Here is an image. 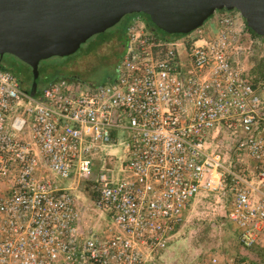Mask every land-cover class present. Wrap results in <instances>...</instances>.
<instances>
[{
  "label": "built area",
  "instance_id": "2783aa9c",
  "mask_svg": "<svg viewBox=\"0 0 264 264\" xmlns=\"http://www.w3.org/2000/svg\"><path fill=\"white\" fill-rule=\"evenodd\" d=\"M209 19L188 34H161L135 15L114 74L98 84L58 77L32 96L0 65V264H150L191 200L221 191L231 194L227 217L243 254L208 264H255L248 255L264 233V77L255 73L264 36L235 9ZM221 131L233 136L234 160L214 147ZM118 143L127 175H95L93 157ZM52 173L79 180L75 188L108 213L107 236L85 229L73 188Z\"/></svg>",
  "mask_w": 264,
  "mask_h": 264
},
{
  "label": "water",
  "instance_id": "95a60500",
  "mask_svg": "<svg viewBox=\"0 0 264 264\" xmlns=\"http://www.w3.org/2000/svg\"><path fill=\"white\" fill-rule=\"evenodd\" d=\"M224 9L238 10L264 36V0H0V65L6 54L29 65L35 96L42 60L74 55L127 15L144 13L168 34H188Z\"/></svg>",
  "mask_w": 264,
  "mask_h": 264
},
{
  "label": "rangeland",
  "instance_id": "374dc122",
  "mask_svg": "<svg viewBox=\"0 0 264 264\" xmlns=\"http://www.w3.org/2000/svg\"><path fill=\"white\" fill-rule=\"evenodd\" d=\"M209 20H206L204 26L210 24ZM117 29H119V25L103 32V34L93 36L82 44L77 55L74 54L75 56L71 58L56 57L41 62L40 69L44 64L51 63L48 65L46 73L57 66L62 68V72L81 76L82 78L79 80L81 83L86 80L96 83L105 81L107 77L114 74L116 63L122 56L123 47L121 48L120 43L110 44L98 47L92 52L90 46L96 38L107 36ZM257 63L259 64V61ZM3 64L9 69L17 71L28 68L27 64L10 55H5ZM61 77L67 78V76ZM43 79L44 73L42 72L40 83L43 82ZM232 141L233 136L224 131H221V135L214 141V147L216 148V145L219 144L221 151L230 161L234 160L236 156L232 150ZM128 158L129 154L125 144H113L105 147L103 151L93 157L92 170L97 176L102 171L114 181H119L127 175L124 169ZM51 175L59 186L73 188L72 193L77 199L78 206L84 209L82 220L88 224L85 229L92 228L95 234L103 236L110 231L111 227L114 228L111 217L106 211H102L96 206L93 196L75 188L79 180L62 178L54 173ZM230 204L231 194L227 191H221L218 195H208L202 192L193 198L184 211L182 220L174 234L168 240L167 247L150 264H208V259L212 255H218L227 260L241 255L242 249L237 235L227 217ZM248 256L255 264H264V233Z\"/></svg>",
  "mask_w": 264,
  "mask_h": 264
},
{
  "label": "trees",
  "instance_id": "16d2710c",
  "mask_svg": "<svg viewBox=\"0 0 264 264\" xmlns=\"http://www.w3.org/2000/svg\"><path fill=\"white\" fill-rule=\"evenodd\" d=\"M135 15H141L143 17H145L148 21V24L150 26H154V23L151 21L150 17L144 13H134V14H130V15H127L125 16L123 19L125 20V22L121 25V30H120V34H121V41L119 42L120 45H121V48L124 47V44H125V32H126V29L129 25V22L131 21V19L135 16ZM158 29V28H157ZM159 31L163 32L164 34H167L166 32L162 31L161 29H158ZM103 34V33H101ZM105 35L101 36V37H98L96 38L95 40H93L91 46H90V49L91 50H94L96 49L97 47H99L100 44H102L105 40ZM120 48V50H121ZM6 55H9V54H6ZM77 55V54H76ZM12 56V55H10ZM75 56V55H73ZM73 56H68V58L70 57H73ZM52 58H56V57H52ZM51 59V58H50ZM50 59H46V60H42L41 62L43 61H48ZM40 62V64H41ZM51 63H49L48 65H50ZM60 64V63H58ZM48 65L44 64V66L40 69V66H39V69H40V75H42V72L44 73V79H43V82H39V85H38V91H40V88L41 86L46 82V81H49V80H53V79H56L58 77H61V76H67V78L71 79V80H76L75 77L78 76V74H68L67 72H62V68L61 67H57V66H54L53 67V70L50 71V72H47L46 73V70H48ZM61 66V65H59ZM264 64L263 63H260L258 64L256 70H255V73H257L258 75H261L264 77V73L263 70H264ZM1 67L5 68V69H9L8 67H6L2 62H1ZM27 70H23V71H17L15 69H9L11 70L12 72H14L15 74H17V76L21 79V82L24 84V86H26V88L30 89L31 88V84H32V81H33V74H32V69L29 65H27ZM75 75V76H74ZM78 77H81V76H78ZM111 77V76H109ZM107 77V78H109ZM82 78V77H81ZM107 80V79H106ZM105 80V81H106ZM84 83H87V84H98V83H102V82H94V81H83ZM104 82V81H103ZM238 239V238H237ZM258 252V251H256ZM253 253V252H252Z\"/></svg>",
  "mask_w": 264,
  "mask_h": 264
},
{
  "label": "flooded vegetation",
  "instance_id": "af4514ba",
  "mask_svg": "<svg viewBox=\"0 0 264 264\" xmlns=\"http://www.w3.org/2000/svg\"><path fill=\"white\" fill-rule=\"evenodd\" d=\"M143 17V16H142ZM144 19L147 21V19L144 17ZM125 22V20L124 19H122L121 20V22L120 23H118L116 26H114V27H112V28H115V27H117L118 25H119V29H117L115 32H113V33H111V34H108L107 36L105 35V41L102 43V44H100L99 45V47H102V46H108V45H110V44H118L120 41H121V34H120V30H121V25L123 24ZM147 23H148V21H147ZM149 25V24H148ZM150 26V25H149ZM151 27V29L152 30H154V31H157V32H160L156 27H154V26H150ZM111 29V28H110ZM109 30V29H108ZM107 31V30H106ZM105 31V32H106ZM93 38V37H92ZM98 49V47L96 48V49H94V50H91L92 52L93 51H95V50H97ZM91 51H89V52H91ZM76 54V53H75ZM71 56H73V55H71ZM4 60H5V56H3L2 57V59H1V62L3 63L4 62ZM76 80H81V77H76Z\"/></svg>",
  "mask_w": 264,
  "mask_h": 264
},
{
  "label": "crops",
  "instance_id": "0c3cea01",
  "mask_svg": "<svg viewBox=\"0 0 264 264\" xmlns=\"http://www.w3.org/2000/svg\"><path fill=\"white\" fill-rule=\"evenodd\" d=\"M109 233L108 232H106L105 234H104V236H107Z\"/></svg>",
  "mask_w": 264,
  "mask_h": 264
}]
</instances>
